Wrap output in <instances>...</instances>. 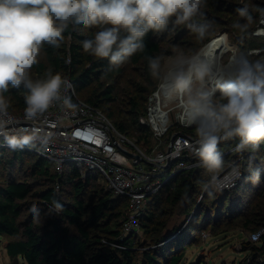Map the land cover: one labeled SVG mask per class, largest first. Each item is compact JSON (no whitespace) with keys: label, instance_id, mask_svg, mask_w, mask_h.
Masks as SVG:
<instances>
[{"label":"trees","instance_id":"16d2710c","mask_svg":"<svg viewBox=\"0 0 264 264\" xmlns=\"http://www.w3.org/2000/svg\"><path fill=\"white\" fill-rule=\"evenodd\" d=\"M241 6H247L254 17L245 33L233 28L234 22H243L236 12ZM257 6L264 7V0H206L202 11L214 23L205 39H197L184 25L170 23L164 30L150 31L145 37L146 50L119 67H110L107 58L84 52L82 41L92 38L97 27L70 25L59 47H41L44 60L33 65L30 75L33 79L42 78L51 69L70 79L82 100L100 108L121 133L150 150L153 133L140 123V118L146 115L149 98L161 81L151 74L145 57L160 56L162 63L169 54L182 52L192 56L223 34L235 42L239 53L248 56V45L260 17ZM123 84L125 91L121 89ZM89 88L92 89L85 95ZM26 94L23 85L10 86L3 94L6 109L16 115L25 114ZM184 131L185 128L175 127L167 137ZM234 140L237 145L238 138ZM239 153L226 159L234 163L239 155L244 156L239 162L242 178L233 189L207 188L201 175L205 168L200 164L174 176L153 197L144 214L142 240L138 235L123 234L126 198L113 197L95 179L82 180L76 171L61 175L54 163L45 167V159L35 154L0 150V238H8L6 251L10 259H21L23 264H180L189 247L185 243L190 241L193 245L199 239L193 231L216 230L221 224L232 223L253 233L264 230V141L256 149L249 147ZM26 158L33 162L23 167ZM256 169L260 179L252 183L248 177ZM197 194L203 196L202 207L188 228L190 234L170 242L179 228L163 234L167 216L163 204H186L189 217ZM163 195L166 200L161 202L159 197ZM53 200L63 206L62 210L55 209ZM258 242L248 247L252 257L246 264H264V233Z\"/></svg>","mask_w":264,"mask_h":264},{"label":"clouds","instance_id":"9594fccd","mask_svg":"<svg viewBox=\"0 0 264 264\" xmlns=\"http://www.w3.org/2000/svg\"><path fill=\"white\" fill-rule=\"evenodd\" d=\"M206 0H0V112L7 108L4 93L23 85L25 115L42 116L54 103L74 108L67 94L71 83L48 69L42 78L30 75L45 44L59 47L72 26L97 27L82 41L84 52L107 58L110 67L123 65L146 50L145 37L173 25H184L203 40L213 21L202 8ZM256 11L264 16V7ZM243 22L233 28L245 33L253 22L247 6L236 9ZM151 74L160 79L167 98H180L188 125L195 129L194 154L202 167L215 173L223 167L221 141L238 138L236 151L256 149L264 141V57L250 59L240 53L226 61L212 55H178L162 69L160 56H146ZM37 130L30 139H38ZM27 143L28 141H23ZM8 143L16 147L17 142ZM239 179V176L237 177ZM248 179L258 183L256 169ZM56 210L62 205L53 200ZM34 213L36 209H33Z\"/></svg>","mask_w":264,"mask_h":264},{"label":"built area","instance_id":"2783aa9c","mask_svg":"<svg viewBox=\"0 0 264 264\" xmlns=\"http://www.w3.org/2000/svg\"><path fill=\"white\" fill-rule=\"evenodd\" d=\"M252 37L262 47L251 49V55L264 57V16L260 15ZM230 51L232 56L238 55L237 49ZM66 79L72 85L67 94L74 108L54 102L37 119L16 115L7 109L0 112V150L32 153L54 163L61 175L65 166L70 165V172H78L82 180L95 179L113 197L128 200L123 234L139 235L142 218L153 197L174 176L200 164L194 154L195 129L187 124L182 108V112L175 113L170 106L180 98L169 99L163 92L160 94L159 85L149 98L146 115L140 118V123L153 133L154 146L148 150L121 133L100 108L82 100L74 83ZM179 105H183L182 99ZM172 113L186 131L168 138V132L175 125ZM37 130L40 138L30 139ZM9 139L15 140L18 146H10ZM25 140L28 142L24 143ZM241 178L240 165L230 164L213 177L212 186L218 191L230 190ZM261 234L262 231L254 233L252 240L258 242Z\"/></svg>","mask_w":264,"mask_h":264},{"label":"rangeland","instance_id":"374dc122","mask_svg":"<svg viewBox=\"0 0 264 264\" xmlns=\"http://www.w3.org/2000/svg\"><path fill=\"white\" fill-rule=\"evenodd\" d=\"M259 43L260 42H256L255 39L254 40L252 39V43H249L248 45V48L250 47L249 54H248L249 57H253V58L256 57L255 55H251L250 51L251 49L262 47V45H260ZM166 47H170V45L166 44ZM231 48L237 49L238 54H240L239 47L229 37L227 40L226 50L222 54L220 59L226 61L228 58H230L232 56V52L230 51ZM178 55L191 56V55H187L182 52H178L172 55L170 54L165 55L162 58V69L166 70L167 67L173 63V61ZM37 60H38V63L44 60V53L42 49L40 50ZM30 73H32V69ZM124 86L125 84L121 86V89L123 91H125L123 89ZM91 89L92 88L87 89L85 92V95L88 94ZM79 93L80 91H78V94ZM179 103H180V99H176L170 105L172 106L171 108L174 109L175 113L182 112V109ZM172 115H173V119L175 122V125L173 128L181 127L182 124L175 120L174 113H172ZM132 140L136 141L135 138H133ZM220 143L221 144H219V147H220L219 149L221 152H223V156H226V158H223V161H224L223 167L217 170L215 173H209L205 169L201 171V175L204 181L205 182L207 181V185H206L207 188L213 187L212 186L213 177L219 175L222 171L228 169L230 164L237 163L239 165L240 160L244 157V156L239 155L240 158L234 163H230V160L226 161V159L229 156L237 157L238 154H240L238 151L234 150L236 148V145L234 144H236L237 142L236 140L232 139L231 143L228 140L221 141ZM153 146H154V142L152 141L151 148ZM243 151H240V152H243ZM29 160L31 159L26 158V160L24 161L23 167L24 166L28 167L29 164L33 162ZM50 165H51L50 161L48 160L44 161L45 167H49ZM70 170H71V166L66 165L65 172L68 173L70 172ZM202 197L203 196H200V194H197L194 196L195 206H194L193 212L190 214L189 217L187 216L188 212H186L187 211L186 204L169 205L166 202L163 204L164 208L167 211L166 212L167 216L166 218H164L166 221V227H165V230L163 231V234L168 235L171 233L173 229L179 228L178 229L179 231L174 236L171 237L172 241L169 240L170 242H173L175 239L178 240L180 237L186 236L189 233L188 228L190 224H193L197 220V217H195V214H200L201 207H202L201 203L203 201ZM250 197L251 199H253V195ZM159 199L161 200V202H163L166 200V197L163 195L162 197H159ZM261 231L262 233H264L263 229H261ZM192 234L197 235L196 238L198 237L199 239L193 245H190V241L185 243V245H189V247L185 253V257L183 261L180 264H246L249 261V259L252 257V251H250L248 247H251L250 245L259 243V242H254L252 240V235L254 234L253 232L245 231L242 229V226L240 224L238 225L234 223L230 225L221 224L220 228L216 230H211L210 228H208L205 231H201V230L195 231V232L193 231ZM138 237L139 239H142V240H143V237H145L144 232L142 230H140ZM169 241L164 242L162 244L166 245ZM7 242H8V238H0V264H23L24 262L21 259L15 262L10 259L6 251ZM150 243L151 242H149V245Z\"/></svg>","mask_w":264,"mask_h":264},{"label":"bare ground","instance_id":"6f19581e","mask_svg":"<svg viewBox=\"0 0 264 264\" xmlns=\"http://www.w3.org/2000/svg\"><path fill=\"white\" fill-rule=\"evenodd\" d=\"M227 46V38L225 35H219L216 38H214L211 42L206 45L199 54L201 55H212L215 54L217 58L220 59L222 54L225 52ZM160 90V94H161ZM159 94V95H160ZM158 105V102H157ZM183 109V105H180ZM184 110V109H183Z\"/></svg>","mask_w":264,"mask_h":264},{"label":"water","instance_id":"95a60500","mask_svg":"<svg viewBox=\"0 0 264 264\" xmlns=\"http://www.w3.org/2000/svg\"><path fill=\"white\" fill-rule=\"evenodd\" d=\"M224 35H225V34H224ZM225 36H226V35H225ZM210 42H211V41H210ZM202 49H203V48H202ZM202 49H201V50H202ZM201 50H200V51H201ZM200 51H199V53H200ZM199 53H198V54H199ZM191 128H194V127L192 126ZM175 138H176V137H174L173 139H175ZM169 152H170V150H169Z\"/></svg>","mask_w":264,"mask_h":264},{"label":"snow or ice","instance_id":"6c2138e0","mask_svg":"<svg viewBox=\"0 0 264 264\" xmlns=\"http://www.w3.org/2000/svg\"><path fill=\"white\" fill-rule=\"evenodd\" d=\"M77 135H80V133H77ZM87 139H91V137H86Z\"/></svg>","mask_w":264,"mask_h":264}]
</instances>
